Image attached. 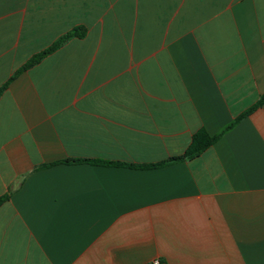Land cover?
Here are the masks:
<instances>
[{
  "label": "crops",
  "instance_id": "1",
  "mask_svg": "<svg viewBox=\"0 0 264 264\" xmlns=\"http://www.w3.org/2000/svg\"><path fill=\"white\" fill-rule=\"evenodd\" d=\"M5 82L0 264H264V102L60 162L254 104L264 0H0Z\"/></svg>",
  "mask_w": 264,
  "mask_h": 264
},
{
  "label": "trees",
  "instance_id": "2",
  "mask_svg": "<svg viewBox=\"0 0 264 264\" xmlns=\"http://www.w3.org/2000/svg\"><path fill=\"white\" fill-rule=\"evenodd\" d=\"M85 33V28L83 26H77L72 28L71 30H68L64 34L58 36L54 41H52L48 46L43 48L42 50L34 53L32 56H30L20 67L17 68V70L10 76L8 81L12 78H14L17 74L20 72L26 70L27 68L31 67L32 65L38 63L42 58H44L46 55L52 53L57 48L62 46L67 40H69L72 37H81ZM7 81V82H8ZM7 82H5L2 86H0V94L2 90L5 88ZM264 102V93L259 96L257 101L243 110L241 113H239L237 116H235L230 122H228L226 125L222 126L216 133L209 134L204 128L197 129L191 136V140L187 147L184 149V151L175 156H170L164 160H161L159 162L155 163H148V164H139L134 165L131 163H121L117 161H105V160H99V159H63L60 162L69 163V162H91L93 164L98 165H125V166H136L141 168H155L164 166L166 164L182 161V160H190L197 156H199L206 148H208L210 145H212L216 140H218L225 132L230 130L234 125L243 117L251 113L254 109H256L258 106H260ZM56 163V162H54ZM50 163V164H54ZM7 194L0 196V205L1 203L6 200ZM150 264V263H149Z\"/></svg>",
  "mask_w": 264,
  "mask_h": 264
},
{
  "label": "built area",
  "instance_id": "3",
  "mask_svg": "<svg viewBox=\"0 0 264 264\" xmlns=\"http://www.w3.org/2000/svg\"><path fill=\"white\" fill-rule=\"evenodd\" d=\"M150 264H163L159 258H153L150 260Z\"/></svg>",
  "mask_w": 264,
  "mask_h": 264
}]
</instances>
